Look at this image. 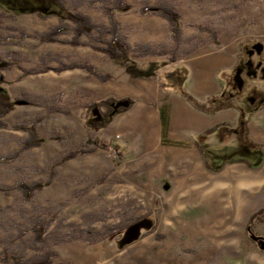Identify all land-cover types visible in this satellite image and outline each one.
I'll return each mask as SVG.
<instances>
[{"label":"rangeland","instance_id":"obj_1","mask_svg":"<svg viewBox=\"0 0 264 264\" xmlns=\"http://www.w3.org/2000/svg\"><path fill=\"white\" fill-rule=\"evenodd\" d=\"M63 1L64 18L69 12L82 14L104 30L110 28L106 10L117 1L129 5L114 12V19L133 47L126 57L111 60L92 48H104L110 39L101 38L98 30L80 38L86 46H71L74 25L59 21L58 5L0 0V61L12 64L4 71L7 84L1 89L32 104L17 106L0 127V187L9 189L0 194V264L36 262L46 254L51 264H264V153L241 124L251 108L243 99L255 108L264 105V0ZM160 4L171 5L181 16L182 50L174 49L164 18L140 13L142 7ZM58 25L66 33L57 42L37 38ZM198 26L212 29L216 38ZM218 37L259 43L240 51L241 63L251 50L256 52L251 58L256 76H242L240 96L233 101L241 108L240 124L211 134L213 149L204 137L193 135L204 164L198 160L197 166L193 158L164 160L156 149L163 137L149 117L155 114L137 106L129 91L113 93L108 87H127L130 74L165 80L163 60L184 58ZM137 47L152 54L144 56ZM148 58L159 64L146 62ZM82 64L108 80L77 68L60 71ZM170 75L175 86L185 84L181 66ZM228 77L224 73V80ZM235 89L229 81L226 92ZM125 98L131 105L105 102L91 108ZM121 108L127 110L119 113ZM38 119L41 146L22 150L29 136L16 127ZM92 121L105 125L93 130L88 127ZM152 139L157 143L149 144ZM81 146L95 150L58 164L66 152ZM255 179L262 181L261 189L251 185ZM47 182L30 199L16 188ZM258 212L262 214L252 223ZM38 229L44 231L41 241Z\"/></svg>","mask_w":264,"mask_h":264},{"label":"crops","instance_id":"obj_2","mask_svg":"<svg viewBox=\"0 0 264 264\" xmlns=\"http://www.w3.org/2000/svg\"><path fill=\"white\" fill-rule=\"evenodd\" d=\"M182 37L181 43L183 41ZM249 42L218 37V40H210L198 46V48L190 54L186 53L187 56L184 58H177L174 61H170L168 58L166 61L163 60L162 62L165 63L163 67L167 75L165 80L164 78L162 80L156 77L147 79L143 77L134 78L130 74L127 87H121L120 85L119 87H115L112 84L108 89L113 93L129 91L130 98L136 101L137 106L140 105L146 109L145 111H152L155 114L152 115L153 118L151 116L149 117L152 119L151 125H153L154 128L156 126L157 129L159 128L161 135L160 139L163 137L161 145H156V149L159 151V157L163 158L164 156H169L174 160L193 158L197 161L196 165L198 166V160L202 161V156L200 146L195 142L194 137H204V143L208 146V149H213L216 146L214 145V139L212 137L216 130L223 128V126L236 128L240 124L241 118L236 109L221 110V112L214 115H207L195 111L184 102L179 95V89H182L180 87L184 85L185 89L194 97L201 101H205L209 97L219 95L223 90L225 83L219 78L220 73H227L229 77L226 81H230V85L232 84V86L233 84L235 85V83L238 84V88H234L241 89L243 81L238 71L241 64V48L242 46L245 48H247V46L248 48H253L252 45H259V43L255 41ZM251 43L252 45H250ZM130 46L133 47L132 44H130ZM180 48L181 46L179 49ZM251 52L253 55L256 54L254 50H251ZM146 62L159 64V60L155 58H148ZM179 66L185 70L187 75L185 84H181L182 86H175V78L171 75L169 76V72L175 71ZM249 115L250 117H247ZM249 115L244 117L245 124L242 126L245 128L249 139L253 143L260 145V151L263 155L264 105L259 108L252 107ZM122 127H125V129L131 128L130 125L127 124ZM188 135L192 137L194 135L193 139L192 137H188ZM154 142L157 143V139L150 140L149 144ZM225 167H223V169ZM251 183L255 188H262V181L260 179H255L253 182L251 181Z\"/></svg>","mask_w":264,"mask_h":264},{"label":"trees","instance_id":"obj_3","mask_svg":"<svg viewBox=\"0 0 264 264\" xmlns=\"http://www.w3.org/2000/svg\"><path fill=\"white\" fill-rule=\"evenodd\" d=\"M49 3L56 4L59 6L60 10L57 13V18L59 21L63 20H68L74 25L73 28V37L72 41H70L68 44L74 47L77 46H86L85 44L81 43L79 40L83 36L89 37L95 30L99 31V36L103 38L106 35H110V39L105 42V47L104 48H97V47H92L94 50L99 51L103 54H105L109 59L111 60H116L122 57H126L130 51H132V47L128 44V42L125 40L124 37L121 36L120 34V28L118 21L114 19V12L116 11H123L127 10L130 8L129 5H126L122 2H116L115 5L112 6L111 9H107L106 13L109 16V23H110V28L109 29H97L95 25L92 24L91 20L82 14L78 13H67L65 14V18L63 15V9H64V1L63 0H45ZM140 13L142 15L146 14H159L162 18H164L168 24H169V32H170V37L171 40L174 44V49L178 50L180 45H181V37H182V23H181V16L180 14L176 11L174 7H172L169 4H160L157 5L156 7H142L140 10ZM200 30L207 31L212 33L213 38H216V33L212 31V29H209L208 27L205 26H198ZM66 33V27L63 25H58L56 27H53L50 29L48 32L38 36L37 38L44 43H54L57 42V38L61 35H64ZM137 48H143V55L148 56L151 55V51L149 49H146L145 47H137ZM142 55V56H143ZM12 64L11 63H4L0 61V127H5L6 124L4 123V118L11 112L13 111L17 106L27 104V105H32L30 102L19 99V98H10L9 96L6 95V93L1 89L3 84H7V81L5 80L4 76V71L9 70L11 68ZM81 69L84 70L86 73H88L90 76H93L99 80L106 81L108 80V75H102L99 74L92 66L88 64H82V65H74L71 67H64L60 71L67 70V69ZM219 78L224 81V87L221 93L218 96L214 97H209L205 101H199L196 99L194 96H192L188 91L185 89H181V92L179 93L182 99L188 104L192 109L203 113L207 115H214L219 112L224 111V110H229V109H236L240 110L238 108H235L233 101L240 96L239 94V89H235L236 92H226L227 87L229 86V82L224 80V73L219 74ZM233 87L235 85L233 84ZM240 101V99H239ZM105 102H108L110 104L115 103H127L130 104L132 103L131 99H121L120 101H116L115 99H108L107 101H102L99 103H94L91 105V108L99 106L101 107ZM243 102H245L247 105L246 107L250 108L249 112H244L243 114L249 115L252 109L251 104H249V101L247 99H243ZM128 108V107H127ZM127 108H121L119 113L125 112ZM247 108V109H248ZM246 110V109H245ZM105 116V115H104ZM101 117V116H100ZM242 118V117H241ZM107 119V118H106ZM39 119L35 121V123L30 124V125H23L20 127H16L18 130H22L28 133V138L23 146L22 150H27L30 148H36L41 146V138L39 137L38 131H37V124L39 123ZM242 122V121H241ZM92 124L94 125L92 127L91 123H88V127L93 129V130H101V128L104 127V125L98 127L97 121H92ZM242 125L243 122L241 123ZM106 147L105 145H102ZM259 148V147H258ZM260 149V148H259ZM95 150V148H86L84 146L78 147L76 149L70 150L66 152L58 164H63L69 160H72L78 156L85 155V154H90ZM262 163V157L257 158L256 162V167L260 166ZM207 165V164H206ZM208 167V166H207ZM209 168V167H208ZM218 168L217 170H219ZM214 170V171H217ZM50 182L47 183H36L32 185H27L25 183H20L16 186L17 190L21 191L22 194L26 199H30L33 197L34 192L42 191L45 187H48ZM8 188H1L0 187V194L3 192L5 193ZM262 213L258 212V214H254L251 217V222L254 223L256 219L259 218L258 215H261ZM44 232V231H43ZM43 232L41 230H37L36 238L41 241ZM51 255L46 254L45 257L42 258V260H37L36 262H30V263H25V264H51Z\"/></svg>","mask_w":264,"mask_h":264},{"label":"flooded vegetation","instance_id":"obj_4","mask_svg":"<svg viewBox=\"0 0 264 264\" xmlns=\"http://www.w3.org/2000/svg\"><path fill=\"white\" fill-rule=\"evenodd\" d=\"M252 56H253V54H250L248 60H246L245 62H242L240 64V67L238 68V71L240 72L241 77L244 76V75L246 77L256 76V72L254 70H253V72L251 71V67L254 64L253 61L251 60ZM262 73H264V72H262ZM243 84H244V81H243ZM243 84H242V87H243ZM235 87L238 88V84L235 83Z\"/></svg>","mask_w":264,"mask_h":264},{"label":"bare ground","instance_id":"obj_5","mask_svg":"<svg viewBox=\"0 0 264 264\" xmlns=\"http://www.w3.org/2000/svg\"><path fill=\"white\" fill-rule=\"evenodd\" d=\"M182 191V190H181Z\"/></svg>","mask_w":264,"mask_h":264}]
</instances>
